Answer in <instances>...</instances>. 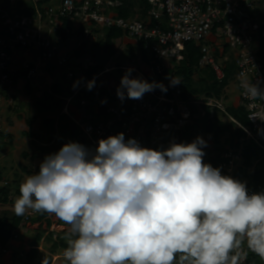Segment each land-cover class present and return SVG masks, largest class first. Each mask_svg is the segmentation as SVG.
Returning a JSON list of instances; mask_svg holds the SVG:
<instances>
[{
	"label": "built area",
	"instance_id": "built-area-1",
	"mask_svg": "<svg viewBox=\"0 0 264 264\" xmlns=\"http://www.w3.org/2000/svg\"><path fill=\"white\" fill-rule=\"evenodd\" d=\"M30 1L35 7L37 0ZM17 2L9 0L6 8V0H0V111L5 95L13 91L19 80L24 81L25 86L31 85L43 64L60 69L68 81L92 71L98 66L91 55L93 46L104 38L106 31L117 30L147 52L149 62L146 65L153 78L161 77L156 82H162L167 92L156 88L145 93L142 99L121 101L116 94L110 100L106 95L102 101L103 96L97 91L95 100L101 107L98 108L96 102L81 99L82 111L78 117L69 109L79 91L73 93L63 111L80 131L78 143L94 150L100 139L122 132L125 139L134 138L143 147L166 148L173 140L184 142L187 128L194 120L204 117V107H208L212 114L217 111L225 115L243 136L235 138V144L230 148L220 147L217 143L206 144L204 163L243 182L240 171L244 170V147L247 144L254 146L264 158V100L249 98L243 88L246 80L264 86V0H147L144 19L122 18L117 13L122 4L113 0H59L56 6L35 7L33 16L19 12L15 6ZM187 43L194 44L199 50L198 69H211L218 83L225 79L226 63L234 64L232 83L238 93L239 106L245 110L247 126L240 125L226 113L222 97L182 100L183 90L179 84L171 86V73L166 63L178 65ZM23 51H34L38 63L29 60ZM116 70L127 71L128 68L116 67ZM136 73V77L148 81L143 74ZM88 107L94 109L95 115L100 114V119L90 118L86 112ZM252 116L257 119H250ZM39 168L40 165L36 173ZM7 188L8 182L0 180V198L1 190ZM38 215L28 210L22 222H31ZM55 220L49 234L53 235L54 241H60L69 226L58 223L61 221L58 218ZM12 238L17 240L18 235L13 234ZM237 242L239 246L233 248L230 256L239 254V264H253L252 257L257 253L250 247L251 239L246 234L238 235ZM64 259L69 264L65 256ZM179 262L180 253H177L173 264Z\"/></svg>",
	"mask_w": 264,
	"mask_h": 264
},
{
	"label": "clouds",
	"instance_id": "clouds-1",
	"mask_svg": "<svg viewBox=\"0 0 264 264\" xmlns=\"http://www.w3.org/2000/svg\"><path fill=\"white\" fill-rule=\"evenodd\" d=\"M131 72L117 88L121 101L156 88L167 92L162 82ZM243 88L264 100L260 82L246 80ZM204 147L198 136L153 149L122 132L100 139L94 150L69 141L25 177L13 209L17 216L54 214L68 225L69 264H173L177 253L179 264H239V254L230 252L245 234L264 257V192L249 193L243 182L204 163Z\"/></svg>",
	"mask_w": 264,
	"mask_h": 264
},
{
	"label": "rangeland",
	"instance_id": "rangeland-1",
	"mask_svg": "<svg viewBox=\"0 0 264 264\" xmlns=\"http://www.w3.org/2000/svg\"><path fill=\"white\" fill-rule=\"evenodd\" d=\"M17 1H22L27 5L31 3L29 0H16V2ZM58 3L59 0H51V3L48 5L56 6ZM17 4L18 2L15 6H17ZM135 12L134 18H140L139 9L135 10ZM221 45H223L222 40ZM113 49L114 54L112 57L107 59L103 53V50H101L99 52L98 58H95L98 65L99 63L101 64L106 60V62L103 63V68L108 70L111 69L110 72L100 75L95 80V93L98 91L103 96H106L108 92L117 90V88L120 86L119 83L121 81V77L126 73V71L116 70V67L132 69L133 71L131 74L135 78H138L136 77L138 76V73H136L138 71L144 75L149 83L150 79L158 81V78H153L152 72L143 61L139 47L131 39L124 36L118 41H114ZM23 53L28 56L29 60L33 61L35 64L38 63L36 59V53L34 51H23ZM23 53L19 54V56L22 57ZM46 65L48 64H45V66ZM176 65L177 64L166 63V67L170 73L175 70ZM43 66L44 64L42 65V68ZM42 68L41 70L39 69L37 77L30 85L31 92L27 93L26 88L21 86L24 85V81L19 80L13 91L5 95L6 99L10 98L12 102H5L2 105V109L0 111V171L3 174V177L6 179L5 181L8 182V188L16 189L18 186H20L21 182L26 176L36 173L38 166L44 160L45 156L54 153L48 150H46L48 152H45V149H50L48 147L54 143L50 145L48 144V136L46 134L47 129L43 125V121L45 119L58 120L63 111L58 107L53 111L41 114L36 109L37 103L45 100V96L47 93H49L53 83H60L64 92L62 94L63 98L57 97L56 99L61 100L62 106H64L67 103V99H69L68 97L73 96V92L86 83L84 75H78V77H74L71 81H68L65 79V77L62 78V73L57 72L53 76H50L46 73V70ZM202 77L203 74L200 73L195 75L194 79L197 82ZM202 96L203 94L199 97ZM221 97L223 98V105L225 108L231 106L238 107L240 104L238 100V93L234 84L232 83V80L223 89ZM103 98L104 97H102V101H104ZM79 101L80 100L76 97L70 102V104L73 108L80 109L78 104ZM94 102L97 103L98 108L101 107L96 100ZM49 104L52 105L53 103L50 102ZM86 112L91 115H88L90 118L92 117L94 120L100 119V114L95 115L93 108L88 107ZM211 112L212 110H210V117H212V115H217L221 120H223L224 123H229L228 119L220 112L217 113V111H214L213 114ZM198 114L199 117L202 116L200 111ZM79 115L81 116V112ZM234 129L235 127L233 128V131ZM198 136L202 137L206 141V144L215 143L212 135L198 134ZM39 137L41 139H39ZM69 141L70 140H67L66 143ZM217 144L220 147L230 148L235 144V139L231 140V136L229 134L222 135L220 136L219 142ZM40 148H44V151H41ZM256 171H259L262 173V175H264V158L259 157L258 159H255L253 161L252 167L246 169L245 174L244 172L242 174L244 184L249 186V189L251 190L253 186L252 182L254 173ZM260 192H264V184L260 188ZM0 204V217H5L9 220L16 215L15 212H7L6 210H3L5 209L3 202L0 201ZM40 216L41 213H39L38 217ZM55 219H57V217L54 214H47L45 221H43L41 225L35 226L36 229L29 228L30 231L33 232L32 234H29L30 239L28 244L40 236V240L41 238L43 239V242L40 244L43 249V252L41 253L46 255L44 254V252H46L52 255L51 257L45 256L46 259L43 256L44 262L42 261V258L36 259V264H46L47 262V264H50L53 261H56L58 264H67L66 260L64 259V252L66 249L59 246L61 242H66V233H63L64 237L60 241H54L53 235L49 234L51 226L50 228L48 227L47 221H49L52 225L53 222L55 223L57 221ZM34 220L31 223H34ZM58 223L62 225L65 224L62 221H59ZM23 227L25 228L26 226L23 225ZM58 231H61V229H58ZM55 245H57V248ZM57 256L58 258H56ZM48 258L50 260H48ZM259 264H264V260L260 261Z\"/></svg>",
	"mask_w": 264,
	"mask_h": 264
},
{
	"label": "trees",
	"instance_id": "trees-1",
	"mask_svg": "<svg viewBox=\"0 0 264 264\" xmlns=\"http://www.w3.org/2000/svg\"><path fill=\"white\" fill-rule=\"evenodd\" d=\"M30 1V0H29ZM51 0H37L35 7L36 8H42L45 5H48ZM113 1H119L122 6L117 9V13L122 18H134L135 16V10L139 9L140 12V18L144 19L148 10V4L147 0H113ZM31 2V1H30ZM9 0H6V4L4 7H8ZM35 7L33 3L31 2L29 5L26 3H23L22 1L18 2L17 4V10L19 12H22L25 15L33 16L35 13ZM67 27V24L64 23V28ZM124 37V34L117 30H108L105 32L104 38L99 41L97 44H95L92 48L91 55L94 58H98L99 52L103 50L104 55L106 58H110L114 54L113 49V43L116 40H119ZM139 50L141 52L143 61L145 63L149 62V57L147 52L142 48L141 45H138ZM200 59V54L198 48L192 44L187 43L185 45V52L183 59L179 62L178 65H176V68L171 73V78H175L179 81V86L182 88V100H189L190 97H199L203 94V96L206 97H212L215 96L217 98H220L222 95L223 89L228 85V83L232 80V77L234 75V64L232 62H227L225 66V79L223 82L218 83L215 79L214 73L211 71V69H198V62ZM106 62L103 61V63ZM103 63H99L97 67H95L92 71H88L84 74V79H86V83L92 80L95 76H97L100 72H103L105 68H103ZM43 68L46 70V72L53 76L55 73L59 72L61 73V70L55 67L54 65H44ZM203 74V77L200 78L197 82L195 81L194 77L197 74ZM64 76H62L63 78ZM158 78V80H160ZM155 81L154 79H150V83ZM120 85V83H119ZM27 93L31 92L30 85L26 84L25 86ZM63 89L60 83H53L49 93L46 94L45 100L38 102L36 105V109L39 113H48L50 111H53L56 108L63 109L61 100L56 99L57 97L63 98ZM117 90L108 92V100L114 98L116 95ZM103 95L101 94V97ZM78 98L79 100L84 99L89 103H92L95 101V88L92 87L91 90L88 89L86 86L84 89L79 91L74 98ZM104 97V96H103ZM52 102L53 104L50 105L49 103ZM79 104V103H78ZM50 105V106H49ZM80 106V105H79ZM102 111V109H100ZM205 115L202 118H198L195 120V122L187 128L185 132V138L184 143H191L193 140H195L194 135L198 134H206V135H212V137L215 140V143L219 142V138L222 135L229 134L231 136V140L233 139H239L243 136V132L236 128V125L234 123H224L223 120H221L217 115H213L212 118H210V109L208 107H204ZM226 113L232 117L237 123H239L242 126H247V118L245 110L238 106V107H227ZM62 114V113H61ZM225 116V115H224ZM226 117V116H225ZM43 125L47 129V136H48V144H52L50 149H45V152H57L64 144H66L67 140H75L78 142V140L81 138L80 131L78 127L66 116L65 114H62L59 116L58 120L54 119H45L43 121ZM235 127L234 131L233 128ZM39 139H41L39 137ZM129 139V138H128ZM127 140V139H126ZM46 148V147H45ZM41 151H44V148H40ZM48 150V151H46ZM244 157V170H241L240 173L245 174L246 169L252 167L253 161L255 159H258L260 156L256 150V148L250 144H247L244 147L243 152ZM0 180H1V174H0ZM252 190L249 189V186H246L247 189L253 191V192H260V188L264 184V175L260 173L259 171H256L254 173V178L252 182ZM19 193V191H18ZM9 195L10 191L9 189H3L1 190V198L0 201L6 204L9 201ZM47 216V213H41L40 217H37L34 221V223L39 222L43 218ZM22 221V218L15 215L12 217V219H7L5 217L0 218V245L5 246V244L11 239L12 232L20 226ZM48 227L50 228L51 224L49 221H47ZM40 236L37 237L34 241V244L39 242ZM35 246V245H34ZM57 248V245H55ZM63 248H67V243L61 242L60 245ZM37 251L33 250L30 254H35ZM29 254V255H30ZM182 254L180 253V256ZM32 257V256H31ZM48 260H50L48 258ZM264 260V257H261L260 255H255L252 257L253 264H259L260 261Z\"/></svg>",
	"mask_w": 264,
	"mask_h": 264
},
{
	"label": "crops",
	"instance_id": "crops-1",
	"mask_svg": "<svg viewBox=\"0 0 264 264\" xmlns=\"http://www.w3.org/2000/svg\"><path fill=\"white\" fill-rule=\"evenodd\" d=\"M50 3H51V1H50ZM116 41H118V40H116ZM83 85L80 86L79 88H77V90H75L73 93L76 94V92L80 91L83 88ZM21 86L25 87V85H21ZM5 102L9 103V102H12V100L10 98L6 99V97H5L3 104ZM65 105L63 106V109H64ZM63 109H62V111H63ZM69 109H70V111H72L75 114L76 117H78L80 112H81V108L80 109H75V108L72 107L71 104H69ZM62 114H65L64 111L62 112ZM3 119H2V122H3ZM29 138H32V137H29ZM44 146H46V145H44ZM1 175H2L1 176V180L5 181L6 179L3 177L2 172H1ZM8 189L10 191L9 201L6 204H4L5 209H3V210H6L7 212H14L13 205H14V202H15L16 198L19 195V193L16 192V191L19 190V186L16 188L18 190L12 189V188H8ZM23 216H22V218H23ZM19 217H21V216H19ZM0 218H3V217H0ZM36 218H34V219H36ZM43 221H45V218H43L42 220H40L37 223H31V222L24 223V222L21 221V224L18 227V229L14 230L12 232V235L13 234H17L18 235V239L14 240L11 237V239L5 244V246H1L0 245V264H36L35 260L38 259V258H42L43 259V256L44 257L45 256L51 257L52 255L50 253L44 252V254H46V255H43L41 253V252H43L42 246H40V244L43 242L42 238L36 244H34L35 239H34V241H31L30 244H28L29 239H30L29 234H32V232H33V231H30V229H32V228L36 229L35 226L41 225L43 223ZM23 225L26 226V227L24 228ZM33 250H36L37 252L35 254H30L31 251H33ZM56 258H58V256ZM45 259H46V257H45ZM53 259H55V258H53ZM42 261L44 262V259ZM45 262H46V260H45ZM50 264H58V263L56 261H53ZM61 264H65V263H61Z\"/></svg>",
	"mask_w": 264,
	"mask_h": 264
},
{
	"label": "bare ground",
	"instance_id": "bare-ground-1",
	"mask_svg": "<svg viewBox=\"0 0 264 264\" xmlns=\"http://www.w3.org/2000/svg\"><path fill=\"white\" fill-rule=\"evenodd\" d=\"M110 70H107L106 72H109Z\"/></svg>",
	"mask_w": 264,
	"mask_h": 264
}]
</instances>
